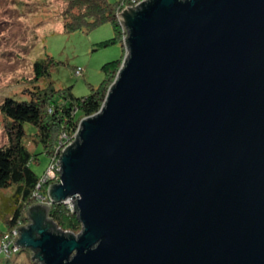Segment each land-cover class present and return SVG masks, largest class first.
Segmentation results:
<instances>
[{"label":"water","instance_id":"95a60500","mask_svg":"<svg viewBox=\"0 0 264 264\" xmlns=\"http://www.w3.org/2000/svg\"><path fill=\"white\" fill-rule=\"evenodd\" d=\"M118 17L125 60L47 188L81 231L43 229L35 205L14 245L38 264H264V0Z\"/></svg>","mask_w":264,"mask_h":264},{"label":"rangeland","instance_id":"374dc122","mask_svg":"<svg viewBox=\"0 0 264 264\" xmlns=\"http://www.w3.org/2000/svg\"><path fill=\"white\" fill-rule=\"evenodd\" d=\"M106 1H118L114 14L118 27L116 31L107 22L90 32L67 34L63 31V13L66 8L64 0H0V104L6 96L24 100L32 95H57L66 88H70L75 97L86 96L91 88L98 87L102 82L101 67L105 63L120 59V68L127 53V34L124 26H120L118 14L132 3L125 6L123 3L122 9H119L118 4L123 0ZM115 32L118 33L116 42L100 45L114 39ZM47 55L55 65L50 70V78L38 79L33 73V63L40 58L47 59ZM107 70L109 72V68ZM5 124L6 120L0 112V147L6 143ZM24 131L25 144L35 155L29 167L37 177H42L37 185L40 193L37 191L35 196L33 194L35 200L42 196V187L47 193V184H57V173L55 169H49V156L45 154L42 145L35 144L34 129L25 124ZM14 194V188L0 189V232H6L11 212L19 205L14 201ZM47 197H44L46 201ZM22 205L20 211L23 221L17 223L18 228L31 223L26 210L41 204L32 201ZM80 227L79 224L78 229ZM60 228L66 229L61 225ZM29 257V251L22 250L9 261L10 264H35Z\"/></svg>","mask_w":264,"mask_h":264},{"label":"trees","instance_id":"16d2710c","mask_svg":"<svg viewBox=\"0 0 264 264\" xmlns=\"http://www.w3.org/2000/svg\"><path fill=\"white\" fill-rule=\"evenodd\" d=\"M139 1L142 0H123L118 4V8L122 9L125 4L134 5ZM64 2L66 3L63 13L65 33L90 32L107 22L111 23L113 30L118 29L114 17L118 1L109 3L106 0H64ZM117 34L115 32L114 39L100 45L106 46L116 42ZM120 64V59L105 63L101 67L102 82L98 87L91 88L86 96L75 97L70 88H66L57 95L55 93L47 96L32 95L24 100H18L15 96H6L3 99L0 112L6 120V143L0 147V189L14 188V201L19 204L11 212V220L7 223L6 232L16 228L17 223L23 221L20 211V207H23L22 203L37 202L36 199L33 200V194L39 192L37 185L42 179V177H37L29 167L31 160H35V155L28 150L25 144L24 125L29 124L34 129L35 144H41L45 154L49 156V167L54 159H57L56 155L61 147L72 139L80 121L99 112ZM54 65L53 59L47 55L45 60L41 58L35 60L33 73L38 79L50 78V70ZM47 185L45 188L48 187ZM41 189H43L42 196L47 197L48 192L44 191V187ZM41 219V227L46 230L52 229L54 223L69 229H77L79 225L76 216L74 217L61 203L52 204L47 214H41ZM3 233L5 232H0V236ZM28 251L40 255L39 250L29 249Z\"/></svg>","mask_w":264,"mask_h":264},{"label":"built area","instance_id":"2783aa9c","mask_svg":"<svg viewBox=\"0 0 264 264\" xmlns=\"http://www.w3.org/2000/svg\"><path fill=\"white\" fill-rule=\"evenodd\" d=\"M142 1H144V0H142ZM142 1H139V2H137V3H135L134 5H131V6H129V7H127V8H131L132 7V9L133 10H135V7H136V5H138L139 3H141ZM120 23V22H119ZM122 24L120 23V26H121ZM126 52H127V50H126ZM79 125H78V127H77V129H76V131H75V133L73 134V136H72V139L71 140H69L65 145H63L62 147H61V149H60V151H59V153L56 155V156H58L57 157V159L55 160L54 159V162L49 166V169L50 168H52V169H55V172L57 173V183L59 182V176H60V172H59V159H60V154H61V152H62V150L66 147V146H68L69 144H71L73 141H74V137L77 135V133H78V130H79ZM54 166V167H53ZM48 169V170H49ZM57 185V184H56ZM34 196H35V193H34ZM43 196H40V197H36V200H37V203L38 204H41V205H44V206H49V208L51 207V205H52V203H51V201L49 200V198L47 197L46 199L48 200V201H46L45 199H44V197L42 198ZM71 199H68V200H66V201H64V202H61V204H65V205H67L66 206V208L68 209V211L71 213V214H74V216H76L75 215V212H73V210H72V205L73 204H71ZM64 205V206H65ZM29 225V224H28ZM27 225V226H28ZM27 226H25V227H23L24 229H27ZM54 226H55V229H58L59 228V230L60 231H62V232H70V233H72V235L74 236V237H76L77 235V233H80V231H81V227H80V229H69V228H67L66 227V229H61L60 228V226L58 225V224H55L54 223ZM18 227H16V228H14V229H12L11 231H7V232H5V233H3L1 236H0V264H4V260H5V258H7L8 260L14 255V254H16V253H18L19 251H20V247H17V246H15L14 245V241L15 240H18L19 239V237H20V233L17 231L18 229H17ZM32 252V251H31ZM34 255V253H30V257H32ZM35 264H38V262H34Z\"/></svg>","mask_w":264,"mask_h":264},{"label":"bare ground","instance_id":"6f19581e","mask_svg":"<svg viewBox=\"0 0 264 264\" xmlns=\"http://www.w3.org/2000/svg\"><path fill=\"white\" fill-rule=\"evenodd\" d=\"M74 215V214H73ZM75 215H76V212H75ZM77 219V218H76ZM22 249H25V250H27L26 248H20V250H22Z\"/></svg>","mask_w":264,"mask_h":264},{"label":"flooded vegetation","instance_id":"af4514ba","mask_svg":"<svg viewBox=\"0 0 264 264\" xmlns=\"http://www.w3.org/2000/svg\"><path fill=\"white\" fill-rule=\"evenodd\" d=\"M36 235V233H34Z\"/></svg>","mask_w":264,"mask_h":264},{"label":"crops","instance_id":"0c3cea01","mask_svg":"<svg viewBox=\"0 0 264 264\" xmlns=\"http://www.w3.org/2000/svg\"><path fill=\"white\" fill-rule=\"evenodd\" d=\"M29 219H31V218H29Z\"/></svg>","mask_w":264,"mask_h":264}]
</instances>
